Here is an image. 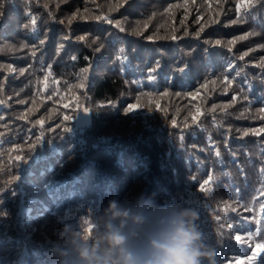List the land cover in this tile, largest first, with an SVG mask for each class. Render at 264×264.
I'll use <instances>...</instances> for the list:
<instances>
[{"label":"trees","instance_id":"1","mask_svg":"<svg viewBox=\"0 0 264 264\" xmlns=\"http://www.w3.org/2000/svg\"><path fill=\"white\" fill-rule=\"evenodd\" d=\"M119 2L2 0L0 264H79L74 235L140 197L199 208L219 264H264V0ZM86 8L113 23H68Z\"/></svg>","mask_w":264,"mask_h":264},{"label":"clouds","instance_id":"2","mask_svg":"<svg viewBox=\"0 0 264 264\" xmlns=\"http://www.w3.org/2000/svg\"><path fill=\"white\" fill-rule=\"evenodd\" d=\"M103 216L92 235H74L79 264H219L197 207L143 197L128 205L114 198Z\"/></svg>","mask_w":264,"mask_h":264},{"label":"snow or ice","instance_id":"3","mask_svg":"<svg viewBox=\"0 0 264 264\" xmlns=\"http://www.w3.org/2000/svg\"><path fill=\"white\" fill-rule=\"evenodd\" d=\"M128 2H129V0H120V2L117 3V4L114 6V8H115V9H118V8H120V7H123V6H124L125 4H127ZM192 3L195 4V0H192ZM2 7H3V3H2V0H0V8H2ZM45 7H47V5H45ZM57 7H59V5H57ZM173 7H182V8L187 9L189 6H188L187 2L184 3V4H180V5H170L169 8L165 10V13H169V12H171V10H172ZM208 7L211 8V4H210V3L208 4ZM217 7H220L219 0H218V2H217ZM114 8H110L109 11L114 10ZM240 8H241V5H240V4H237V10H238V12H239ZM88 11H89V10L86 8V9H84V12H83V13H79V12L74 13V14L68 19V23L71 24L73 20L77 19V17H79L80 19H83V20L94 19V20H97V21L104 20V21H106V22L109 23V24H112V23H113V21L110 20V19L108 18L107 15H89V14H88ZM29 15L31 16L30 13H29ZM153 15H155V14H153ZM186 15H187V12H186V14H185V18H186ZM53 18H54V17H53ZM213 22H215V21H213ZM238 22H242V20H241L239 17H238L237 20L233 21V23H238ZM61 23H63V21H61ZM181 23H183V20L181 21ZM35 25H36V18H35L34 16H31V26H32V30H33V32H35ZM115 26H116L118 29H120V31H124V29L121 27V24H120L119 21L115 22ZM146 26H147V25H145V27H146ZM24 27H29V26H28V25H24ZM174 31H175V29L173 30V32H174ZM200 31H203V27L200 29ZM136 34H141V33H140L139 31H136ZM197 35H199V32L197 33ZM170 38L173 39V40H175V39H178L179 37H177L175 34H173V35H171ZM78 39L81 40V41H85V40H86V37L81 36V37H78ZM149 39H152V37H149ZM241 39H247V36L241 37ZM43 43H44V41H40V44H41V45H42ZM214 43H215L216 45H221V44H222V42H221L220 40H217V41H215ZM228 43H229V45H231V44L235 43V41H229ZM27 47H28V45H21V48H27ZM60 47L62 48L63 46L61 45ZM262 47H264V46H262ZM35 53H36V48H35V46H33V47H32V55H35ZM245 55H247V53H245ZM73 59H75V57H73ZM240 59H243V56H241ZM262 66H264V62H262ZM12 71H15V69H12ZM26 71H27V69H23V70H21V74H23V73L26 72ZM85 71H87V70H85ZM46 79H47V77H45V80H46ZM213 83H215V81H213ZM229 83H231V82L229 81ZM190 95H191V94H190ZM234 99H235V98H234ZM244 99L246 100L247 97H244ZM134 107H135V106H133V108H134ZM131 110H132V108L129 109V111H131ZM85 111H86V110H85ZM261 111H264V109H261ZM39 123H43V121H39ZM260 131H264V129H262V130H260ZM252 134H256V135H258L259 132L253 130V131H252ZM243 135H244V136H247V135H249V132H248V131H245V132L243 133ZM215 154H216L217 156L220 155V153H219L218 150L216 151ZM17 159H20V157H17ZM226 175H228V174H226ZM212 179H213V178H212V176L210 175V176L208 177V179L205 180V181L203 182V184L200 185L199 191H200L201 193L207 191V189H206L205 186L208 185L209 182L212 181ZM261 191L264 192V188H262ZM232 211H236V209L233 208ZM261 211L264 212V204L261 205ZM216 220H217V221H220V220H221V217H220L219 215L216 216ZM84 223L87 225V227H86V229H85L86 233H91V231H92V229H93V226H92L91 222L86 220V221H84ZM224 227H225L224 224H221V225H220V228H221V229H223ZM226 227H227L228 229H231L232 225H231V224H228ZM218 234H219V236L221 237V240L219 241V243H223V240H224V238H225V233H224V231H221V230L218 229ZM231 238H232V237H229V239H231ZM251 238H252L251 236L248 237V239H251ZM234 239H235V241H237V242H239V243H247V240H246V239H242L241 236H239V235L235 236ZM249 260H251V257H249ZM221 264H222V262H221Z\"/></svg>","mask_w":264,"mask_h":264},{"label":"water","instance_id":"4","mask_svg":"<svg viewBox=\"0 0 264 264\" xmlns=\"http://www.w3.org/2000/svg\"><path fill=\"white\" fill-rule=\"evenodd\" d=\"M91 119V116H89V118H85L84 117V114H83V111H81L77 118H76V121H75V127L78 128L79 126H82V125H85V124H88L89 121Z\"/></svg>","mask_w":264,"mask_h":264},{"label":"rangeland","instance_id":"5","mask_svg":"<svg viewBox=\"0 0 264 264\" xmlns=\"http://www.w3.org/2000/svg\"><path fill=\"white\" fill-rule=\"evenodd\" d=\"M85 118H89V113L83 112Z\"/></svg>","mask_w":264,"mask_h":264}]
</instances>
